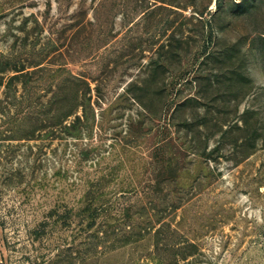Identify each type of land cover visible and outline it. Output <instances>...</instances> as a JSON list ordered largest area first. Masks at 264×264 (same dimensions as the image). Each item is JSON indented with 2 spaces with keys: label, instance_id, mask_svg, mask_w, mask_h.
<instances>
[{
  "label": "rangeland",
  "instance_id": "374dc122",
  "mask_svg": "<svg viewBox=\"0 0 264 264\" xmlns=\"http://www.w3.org/2000/svg\"><path fill=\"white\" fill-rule=\"evenodd\" d=\"M0 264H264V0H0Z\"/></svg>",
  "mask_w": 264,
  "mask_h": 264
}]
</instances>
